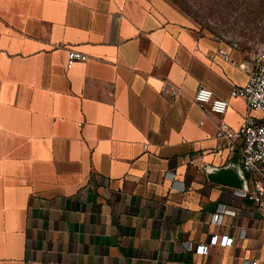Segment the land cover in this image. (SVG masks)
<instances>
[{
  "label": "crops",
  "instance_id": "obj_1",
  "mask_svg": "<svg viewBox=\"0 0 264 264\" xmlns=\"http://www.w3.org/2000/svg\"><path fill=\"white\" fill-rule=\"evenodd\" d=\"M220 38L169 0H0V264H264V216L232 185L243 141L216 137L243 122L249 66ZM215 233L233 244L187 247Z\"/></svg>",
  "mask_w": 264,
  "mask_h": 264
},
{
  "label": "built area",
  "instance_id": "obj_2",
  "mask_svg": "<svg viewBox=\"0 0 264 264\" xmlns=\"http://www.w3.org/2000/svg\"><path fill=\"white\" fill-rule=\"evenodd\" d=\"M227 42L231 48L240 49L239 42L220 38ZM217 53L225 60L234 62L231 51L225 47L218 48ZM88 54L76 50L69 49L67 52V67L73 66L78 60H86ZM240 67L249 66L247 81L241 86H234L231 96H241L247 101V112L244 115L243 122L239 129H234L227 121L222 119L216 130V137L220 140L241 138L243 141L241 147L242 171L245 174L243 187L237 188L245 199L251 201L252 204L264 216V50L260 49L247 54L245 60L238 63ZM162 90L169 92L172 96H177L179 89L174 86L163 85ZM194 100L203 110L204 114L215 113L223 115L228 106L229 100L214 92V90L200 82L194 94ZM203 124V121H201ZM218 149H221L219 147ZM194 163V159L189 160ZM203 167V165H198ZM169 176L176 187L184 189V183L179 182L173 170L165 172ZM232 213L234 210L226 208L225 204H220L217 211L212 216V221L220 222L225 213ZM234 237L228 234H213L208 242L193 243L188 242L187 247L194 249L197 253L206 254L210 247L215 244L231 245ZM245 264H259L258 259H252L246 256Z\"/></svg>",
  "mask_w": 264,
  "mask_h": 264
},
{
  "label": "rangeland",
  "instance_id": "obj_3",
  "mask_svg": "<svg viewBox=\"0 0 264 264\" xmlns=\"http://www.w3.org/2000/svg\"><path fill=\"white\" fill-rule=\"evenodd\" d=\"M197 30L236 40L247 54L264 50V0H169Z\"/></svg>",
  "mask_w": 264,
  "mask_h": 264
},
{
  "label": "water",
  "instance_id": "obj_4",
  "mask_svg": "<svg viewBox=\"0 0 264 264\" xmlns=\"http://www.w3.org/2000/svg\"><path fill=\"white\" fill-rule=\"evenodd\" d=\"M218 171H219L218 173L222 172L223 174H225V170L223 169V167L220 168ZM239 178L240 177H236V180L235 181H232V185H237V186H241L242 187L243 184H241V182L239 181Z\"/></svg>",
  "mask_w": 264,
  "mask_h": 264
}]
</instances>
